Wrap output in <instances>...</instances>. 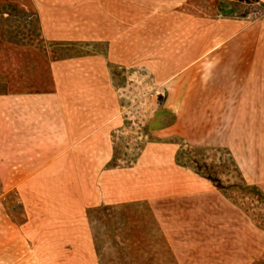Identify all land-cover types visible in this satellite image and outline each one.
Returning a JSON list of instances; mask_svg holds the SVG:
<instances>
[{"label": "rangeland", "instance_id": "1", "mask_svg": "<svg viewBox=\"0 0 264 264\" xmlns=\"http://www.w3.org/2000/svg\"><path fill=\"white\" fill-rule=\"evenodd\" d=\"M170 1L0 0V264H264V0Z\"/></svg>", "mask_w": 264, "mask_h": 264}, {"label": "trees", "instance_id": "2", "mask_svg": "<svg viewBox=\"0 0 264 264\" xmlns=\"http://www.w3.org/2000/svg\"><path fill=\"white\" fill-rule=\"evenodd\" d=\"M35 13L17 10L5 5L0 9V39L20 47H34L43 50L39 22ZM211 181V180H209Z\"/></svg>", "mask_w": 264, "mask_h": 264}, {"label": "crops", "instance_id": "3", "mask_svg": "<svg viewBox=\"0 0 264 264\" xmlns=\"http://www.w3.org/2000/svg\"><path fill=\"white\" fill-rule=\"evenodd\" d=\"M175 1L176 2H179V1H182V0H173V2H175ZM164 2H166V1H164ZM170 2H171L170 0H167V3H170ZM169 8H170V6H169ZM215 12H216V15L218 17H226V18H228V17L229 18H232L234 16V14H235V11L233 9H229V7H224V6H219V8H217ZM165 13L169 15L170 11L165 8L164 14ZM38 17H37V20H38V22H40ZM158 21L161 23L162 26H165L166 24H169V22L166 21L165 17H162ZM39 27H40V32H41V35L40 36H41V38L43 39V41L45 43L46 38L44 36L45 34H44V31L42 30V28L40 26V23H39ZM18 47H20V46H18ZM217 88H219V87H217ZM44 137H45V135H44ZM2 218L3 217L0 215V240H11V241H13L12 240L13 238L12 237H9L10 235H8V233H7L8 229H6V230L4 229L5 228V226H4L5 224L1 220ZM6 252H7V250H6Z\"/></svg>", "mask_w": 264, "mask_h": 264}]
</instances>
